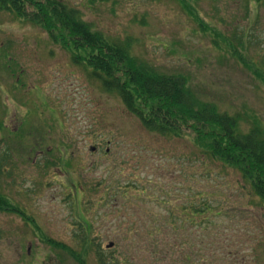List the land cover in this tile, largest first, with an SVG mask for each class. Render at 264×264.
<instances>
[{
  "label": "rangeland",
  "instance_id": "374dc122",
  "mask_svg": "<svg viewBox=\"0 0 264 264\" xmlns=\"http://www.w3.org/2000/svg\"><path fill=\"white\" fill-rule=\"evenodd\" d=\"M66 1L95 29L118 40L129 37L137 60L185 76L195 97L237 114L243 132L254 124L264 128L263 0ZM39 145L48 152L40 155ZM3 152L9 158L0 195L27 218L0 211V264H78L66 247L85 264H98L83 245L82 225L93 238L91 249L99 244L120 254L125 242H117V227L134 221V213L176 205L208 182H226L221 190L229 204L247 208L231 222L224 219L226 225H264L263 210L249 201L255 197L234 170L219 178V165L200 159L189 137L145 130L41 27L6 11H0V156ZM130 184L147 190L144 202L133 203ZM45 237L66 247L55 249ZM144 251L138 264L150 259ZM256 253L264 264V247Z\"/></svg>",
  "mask_w": 264,
  "mask_h": 264
},
{
  "label": "trees",
  "instance_id": "16d2710c",
  "mask_svg": "<svg viewBox=\"0 0 264 264\" xmlns=\"http://www.w3.org/2000/svg\"><path fill=\"white\" fill-rule=\"evenodd\" d=\"M0 11L41 27L54 43L70 53L73 63L85 68L104 92L116 95L145 130L165 138L189 137L200 159H208L212 166L219 165V178L223 179L227 169L234 170L248 186L249 197H255L249 201L260 205L264 212V128L261 124H254L243 132L237 114L220 111L214 103L195 97L185 76L161 73L137 60L131 54L129 37L118 40L95 29L84 19L80 8L66 0H0ZM193 16L205 27L200 17ZM233 53L241 59L239 52ZM110 141L107 138L105 143ZM35 148L40 155L49 149L41 145ZM8 158L7 152L0 156V175ZM205 172L210 174L212 170L206 168ZM225 185L226 182H208V186L198 188L196 193L184 195L176 205H170L171 200L167 198L156 197L157 203L170 206L156 212L134 213V221L117 227V242L120 243V238L125 242L121 243L124 250L120 254L119 250L108 253L99 249V244L91 249L93 238L82 225L83 245L94 252L98 264H138L135 259L140 252H146L145 247L150 259L143 258V264H259L256 251L264 247V225L245 222L231 228L225 224L224 219L231 222L247 209L241 202H237L240 206L229 204L228 194L221 190ZM132 186L133 203L144 202L147 190ZM9 201L0 195V211L26 219L25 212ZM30 223L39 230L32 220ZM43 239L55 249L66 247L50 238ZM66 249L78 264H85L80 253Z\"/></svg>",
  "mask_w": 264,
  "mask_h": 264
},
{
  "label": "water",
  "instance_id": "95a60500",
  "mask_svg": "<svg viewBox=\"0 0 264 264\" xmlns=\"http://www.w3.org/2000/svg\"><path fill=\"white\" fill-rule=\"evenodd\" d=\"M94 150V148H91V151H93ZM110 245H112L111 243L108 245V246H110Z\"/></svg>",
  "mask_w": 264,
  "mask_h": 264
},
{
  "label": "flooded vegetation",
  "instance_id": "af4514ba",
  "mask_svg": "<svg viewBox=\"0 0 264 264\" xmlns=\"http://www.w3.org/2000/svg\"><path fill=\"white\" fill-rule=\"evenodd\" d=\"M108 151H109V150H108V148H107V149H106V153H108Z\"/></svg>",
  "mask_w": 264,
  "mask_h": 264
}]
</instances>
